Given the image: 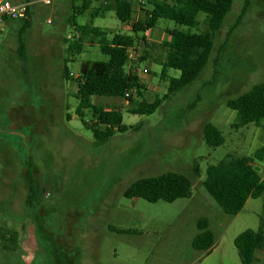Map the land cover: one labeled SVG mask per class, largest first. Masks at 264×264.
<instances>
[{"label":"rangeland","instance_id":"1","mask_svg":"<svg viewBox=\"0 0 264 264\" xmlns=\"http://www.w3.org/2000/svg\"><path fill=\"white\" fill-rule=\"evenodd\" d=\"M30 1L36 3L29 11L30 28L21 34L24 53L19 51L24 20L11 21L0 32V227L7 224L23 231L28 224L19 251L0 250V264H60L59 260L65 264H241L234 241L246 230H259L264 194L231 216L208 194L204 181L208 167L227 156L252 157L264 148V124L237 129V114L227 105L264 83V0H251L255 25L245 26L243 39L227 44L225 31L246 4L234 0L223 30L215 35V49L203 75L164 101L154 114L131 112L141 98L129 102L94 97V104L122 111L125 125L140 126L99 146L76 114L78 83L66 80L64 73L67 69L77 78L83 64L108 58L91 37L81 40V53L68 52L65 40L78 37L69 23L74 17L73 0H53L50 6L42 0ZM102 1L94 0L76 22L129 32L114 10L92 17ZM135 2V20H140L144 13L139 0ZM205 19L201 13L200 25L191 32H204ZM177 28L174 22L161 20L155 29L158 34L145 36L149 44L142 41L131 52L134 62L146 58L136 69L147 102L168 92L162 66L155 63L166 54L161 42L166 31ZM167 74L180 77L179 71ZM85 120L89 123L92 118ZM208 123L223 133V146L205 142ZM255 164L264 181V161ZM168 172L191 179L190 198L151 203L125 196L135 182ZM200 219L209 221L216 238V250L207 259L192 247Z\"/></svg>","mask_w":264,"mask_h":264},{"label":"trees","instance_id":"2","mask_svg":"<svg viewBox=\"0 0 264 264\" xmlns=\"http://www.w3.org/2000/svg\"><path fill=\"white\" fill-rule=\"evenodd\" d=\"M25 1V0H24ZM31 2L30 0H26ZM80 1V5L75 2ZM99 2V0H96ZM101 1V0H100ZM94 0H73L74 17L69 19L78 37L65 40L70 54L81 53L84 49V38L97 40L101 51L108 61H95L83 64L77 78L66 69L64 78L76 80L78 92L76 98L79 106L76 114L87 127L92 130L95 145L106 144L118 133H126L140 126H127L123 122V113L117 109H107L93 103L94 97L120 98L129 102L134 97L143 101L131 112L135 115H152L164 101L182 93L194 84L205 72L215 49V35L222 30L228 14L231 12L234 0H148L140 5L142 19L135 20V0H103L91 15L98 17L114 10L119 21L128 27L129 32H114L91 25L78 24L76 17L89 11ZM140 2V1H139ZM136 3V4H135ZM149 5V7H148ZM151 7V8H150ZM30 11V9H29ZM19 35L20 55L24 53V38L21 34L30 28L29 12ZM247 12L245 6L236 24H239ZM201 13L206 14L204 21L206 29L202 33H193L192 29L200 25L198 20ZM161 20L174 22L180 29L169 30L171 40L164 44L166 54L162 63L161 78L169 82L168 92L157 97L154 102H147L144 98L145 86L137 74L136 66L146 60L139 59L136 64L130 59V50L137 49L143 41L147 44L145 33L155 29ZM188 30H182L181 28ZM77 36V35H76ZM132 61V62H131ZM169 70L179 71L180 77H169ZM228 107L237 114V129L264 124V83L257 84L251 91L228 102ZM86 116H91L88 123ZM205 142L211 147L225 144L223 133L213 124L208 123L203 131ZM264 161V148L255 152L252 157L229 155L219 163L208 167L204 187L216 204L228 215L237 216L246 206L249 199H257L264 194V181L260 172L256 171L255 162ZM30 183H33L29 174ZM193 183L189 177L177 172H168L153 178H145L135 182L125 192L129 199H144L151 203L164 201L173 203L179 199L192 196ZM30 189V200L34 193ZM30 201V202H31ZM37 221V230L42 224ZM28 224L23 231L3 224L0 227V250L11 254L19 251L22 238L25 237ZM207 219H200L198 228L200 233L192 242V247L206 255L210 254L216 244L214 233L210 230ZM39 232V231H38ZM119 233H123L119 231ZM234 244L238 250L241 264H254L258 251H264V216L261 217L259 230H246L239 234ZM60 264H65L59 260Z\"/></svg>","mask_w":264,"mask_h":264},{"label":"crops","instance_id":"3","mask_svg":"<svg viewBox=\"0 0 264 264\" xmlns=\"http://www.w3.org/2000/svg\"><path fill=\"white\" fill-rule=\"evenodd\" d=\"M31 2H33V1H31ZM256 2H257V0H256ZM261 4H262V3H261ZM252 5H253V3L251 2V0H246V4L244 5V7H245V6L247 7V12H246L245 16L243 17V19L241 20V22H240L239 24H236L237 20H236L235 24H234V22H231V24L229 25V27L226 29L225 34H224V38H225V42H226L227 44H234L235 42H237V41L243 39L245 26L252 27V26L255 25V23L252 21V18H251V7H252ZM260 6H261V5H260ZM31 7H32V6H31ZM228 15H229V14H228ZM226 19H227V18H226ZM10 22H11V21H8V22L6 23V25H8ZM225 22H226V20H225ZM246 24H247V25H246ZM6 25H5V26H6ZM224 25H225V24H224ZM5 26H4V27H5ZM223 28H224V26H223ZM223 28H222V30H223ZM155 29H156V28H155ZM155 29H150L149 31H147V32L145 33V36H146L147 38H149L150 34H154L153 37L156 36V35L158 34V32L155 33ZM222 30H220L219 32H221ZM2 31H3V30H2ZM168 31H169V30L166 31V32H167V34H166V36H165L166 39H164L163 41H161L163 44H165L166 42H168V41L171 40V36H170V34L168 33ZM161 32H163V31H159V34H161ZM162 36H163V35H162ZM146 41H147V39H146ZM148 44H149V43H148V41H147V44H146V45H148ZM152 44H153V43H152ZM157 44H158V43H157ZM164 57H165V56H164ZM163 61H164V59L162 60V62H160V63H155V64H158V65L162 66ZM138 62H139V60L136 62V64H137ZM136 67H138V66H136ZM72 78H73V76H72ZM73 79H75V77H74ZM99 98H102V97H99ZM104 98H106V97H104ZM114 99H115V98H114ZM116 99H117V98H116ZM249 200H250V199H249ZM249 200H248V202H249ZM248 202H247V203H248ZM235 239H236V238H235ZM215 250H216V247L214 246V248H213V250L210 252V254H208V255L204 254V255H205V259L211 257V256L214 254ZM224 256H225V259L228 260V257H227L225 254H224ZM223 264H229V263H227V261H226V262H223ZM254 264H264V251H258V252L256 253Z\"/></svg>","mask_w":264,"mask_h":264},{"label":"built area","instance_id":"4","mask_svg":"<svg viewBox=\"0 0 264 264\" xmlns=\"http://www.w3.org/2000/svg\"><path fill=\"white\" fill-rule=\"evenodd\" d=\"M139 1L142 4H145L148 0ZM41 2L46 6H50L52 5L53 0H42ZM35 3L36 2H27L24 0H0V32L8 21L26 19L29 9ZM132 51L134 50H130V59L134 61L135 58L131 54ZM144 73H149V71L145 69Z\"/></svg>","mask_w":264,"mask_h":264},{"label":"water","instance_id":"5","mask_svg":"<svg viewBox=\"0 0 264 264\" xmlns=\"http://www.w3.org/2000/svg\"><path fill=\"white\" fill-rule=\"evenodd\" d=\"M255 170L258 171V172H260V168L259 167H256Z\"/></svg>","mask_w":264,"mask_h":264}]
</instances>
